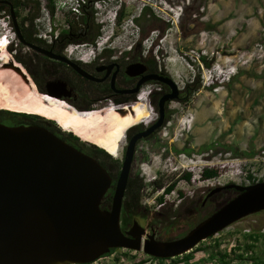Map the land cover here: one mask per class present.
Wrapping results in <instances>:
<instances>
[{
    "label": "rangeland",
    "instance_id": "1",
    "mask_svg": "<svg viewBox=\"0 0 264 264\" xmlns=\"http://www.w3.org/2000/svg\"><path fill=\"white\" fill-rule=\"evenodd\" d=\"M33 1L41 4L40 16L35 21L38 36L50 30L60 34L69 28L66 19L76 7L75 0H55L54 16L48 11L49 0ZM121 4L128 17L118 25L115 14ZM145 5H150L162 21L146 22L142 39V29L133 18L139 17ZM95 8L96 23L102 26L99 40L118 36V42L124 46L139 45L143 54L153 57L179 89L191 86L183 101L170 105L169 119L157 137L138 144L131 170L133 176L144 177L147 184L156 178L165 184L178 181L170 194L163 190L153 192L148 185L141 196V205L147 211L135 218L143 227H159L161 236L177 238L200 220L195 210L202 202L199 199L209 190L228 184L252 185L249 176L256 183L264 182V0H109ZM29 11L30 8H21L20 19ZM9 20H0V37L7 35L12 42L9 47L18 50ZM168 21L171 28L159 38L155 26L162 27V22ZM9 47L0 52V63L14 61L20 65ZM21 52L24 56L25 51ZM150 90L148 87L143 92ZM43 95L13 70L0 68V109L43 116V120L53 122L63 133L72 132L81 143L96 145L106 152L105 145H120L112 157L122 164L127 131L140 122L124 127L126 120L134 121L131 116L125 120L118 114L107 117V113L99 121L78 122L71 120V111H86L61 100L57 109L45 102ZM112 108L116 106L99 104L89 112ZM149 108L155 115V107ZM57 119H62L61 123ZM174 148L194 153L179 155ZM252 152L255 157L245 156ZM204 169L216 170L218 176L204 180ZM185 173L192 174L189 183L181 180ZM160 196L164 197L162 204L157 201ZM171 226L174 228L164 234ZM250 236L264 237V212L202 242L192 251L189 264H221L225 254L228 264H262L264 240L255 241ZM145 259L144 253L120 250L94 264H133Z\"/></svg>",
    "mask_w": 264,
    "mask_h": 264
},
{
    "label": "water",
    "instance_id": "2",
    "mask_svg": "<svg viewBox=\"0 0 264 264\" xmlns=\"http://www.w3.org/2000/svg\"><path fill=\"white\" fill-rule=\"evenodd\" d=\"M11 18L20 43L69 65L68 59L26 43L12 5ZM0 68L13 70L30 83L14 61ZM160 81L172 93L161 100L157 122L129 141L110 210H103L101 204L113 179L96 159L45 127L0 123V264H93L115 249L174 259L241 220L264 212V182L228 184L214 189L210 196L233 190L237 193L234 198L183 238L158 242L155 234L149 235L136 220L129 231H122L123 200L137 145L165 125L164 105L179 96L180 89L172 78ZM66 91L64 82H56L45 95L57 98ZM118 111L126 115V111Z\"/></svg>",
    "mask_w": 264,
    "mask_h": 264
},
{
    "label": "flooded vegetation",
    "instance_id": "3",
    "mask_svg": "<svg viewBox=\"0 0 264 264\" xmlns=\"http://www.w3.org/2000/svg\"><path fill=\"white\" fill-rule=\"evenodd\" d=\"M0 6H5L3 14L0 15V20L8 18L6 12L8 10L11 14V4H6V2L0 1ZM18 20L20 30L22 29L26 31V26L22 25V19L17 18V21ZM10 22L13 23L12 18L9 20V23ZM99 38L100 37H97V39L90 43H82L73 42L71 40H63L58 34L56 38L52 37L46 40L40 38L38 35H35L32 38V41H26L28 44L68 59L70 63H73L77 67V69L70 63L68 65L59 59L46 56L34 49L28 48L19 41L17 42L18 50H15L16 56L14 59L18 61L22 69L25 70L27 76L29 77V85L33 89L42 92L44 94L43 99L45 102L51 106H56L57 109H60L57 105V102L60 100L70 104L75 109L82 111L86 110L91 102L94 103L93 107L99 104H113L118 107L112 109L128 110L129 113L133 112L134 107L137 105L138 108L139 105H146L149 113L147 118L145 120L140 118L139 120H141V122L134 125L135 128H133L128 136L126 135L127 145L123 149L122 158L124 160L129 141L134 136L153 126L159 119L160 102L165 96L172 93L171 88L167 84L161 82L160 78L170 76L166 71H164L162 66L154 60L153 57L150 55H144L139 45L136 48L126 45L124 46L118 42V36H110L106 40H99ZM83 45H89V47L92 46L93 48H86L84 50L79 48V50H76L77 47ZM22 50L25 51L24 56L21 52ZM12 53L14 54V52ZM56 82H64L67 85L66 95H62L57 98H51L45 95L48 93L49 86ZM148 87H150L151 90L146 98L147 100L144 97H141L139 100L141 92ZM136 90H138V92H136ZM186 93V89H180L178 99L175 101H183ZM173 102L174 101H167L164 105L166 122L170 116V105ZM148 103L155 107V115H153ZM130 105L131 107H128ZM0 111L5 110L0 109ZM73 111L79 113L75 110ZM99 113L106 114V111ZM41 117L43 116H39L32 112L11 111L9 114L0 113V123H5L11 127L25 125L48 128L49 121L43 120ZM161 129L155 131L151 137L142 141L154 140ZM142 141H139V143ZM69 144L77 149L83 148V143L78 142L70 136ZM213 190L214 189L209 190L205 196L199 199V201H202L200 204L197 203L198 206L195 211L197 215L200 216V220L196 224L188 227L179 237L171 239L161 236L163 234L160 232V228L151 226L150 224H147L144 228H147V233L149 235L155 234V240L158 242H171L183 238L190 230H192V227L201 223L203 221L202 219L205 217H209L208 215L210 214L211 207L208 206V204L211 203L214 195L233 192V190H224L210 196V193ZM131 226L127 231L130 230ZM171 228L174 227H168V229H166L163 233L168 234V231ZM120 250L131 252L124 249H115L111 251L109 256L118 253ZM137 253L139 254L143 252ZM145 257L146 259L144 261L133 264H153L157 262L159 264H165L164 261L162 262L163 259H156L146 254Z\"/></svg>",
    "mask_w": 264,
    "mask_h": 264
},
{
    "label": "trees",
    "instance_id": "4",
    "mask_svg": "<svg viewBox=\"0 0 264 264\" xmlns=\"http://www.w3.org/2000/svg\"><path fill=\"white\" fill-rule=\"evenodd\" d=\"M0 1L10 3L14 7L15 14L18 19H20L19 10L21 8L22 9L30 8L29 14L22 18V25L26 26V31L21 29V33L25 41H32V38L35 35H38L35 21L40 16V11H41L40 2L33 1V0H0ZM107 1L109 0H75L74 5L76 7L70 11V16L66 19V23L68 24L69 28L67 30H62L60 32L59 36L61 37V39L66 40V41L71 40L73 42L90 43V42H93L95 39H97V37H100L102 26L96 23V20H97L96 17H97L98 11L96 10L95 6L101 3L105 4ZM4 9H5V6H0V15L3 14ZM55 10H56V1L49 0L48 11L51 16H54ZM6 14L11 20V16H10L11 14L8 10ZM127 17L128 15L126 13L124 4H121L115 14V19H116L117 24L121 25L122 22ZM158 19L159 18H157L156 14L154 13L153 8L150 5L143 6L139 17L133 18V21L136 23V25L142 29V39L144 38L143 30H144V26L146 22L155 23L157 21L159 22L162 21ZM9 24L11 26V29L14 30L13 23L10 22ZM162 24H163L162 27L155 26V30L157 29L159 32V38H161L164 35V33L171 28L170 21L162 22ZM188 35L189 34H187L186 36ZM9 50L11 52H14V57H15L16 51L13 50L12 47H9ZM193 86L195 87L197 86V84H193ZM190 87L191 86L189 85L187 89V92L189 91V93H190ZM198 89H199V86H198ZM93 105L94 103L91 102L89 104V107L84 111L86 112L91 111V109L93 108ZM137 108H138V105L134 107L133 111L136 110ZM0 113L9 114L10 112L0 111ZM139 122H141V120H138L136 123H139ZM137 126H140V125H137ZM133 128H135V126L130 128L127 131V136L131 133ZM47 129L51 131L52 133H54L55 135H57L62 140H64L65 142H67L68 144H69V136L77 140L78 142H80L79 139L76 136H74L72 133H63L61 130H59L56 127V125L53 122H49V127ZM79 150L93 157L94 159H96L111 175L113 179L112 186L101 204V208L103 210H110L112 207L113 196L115 193V188H116V184L119 178L122 164L118 160H114L112 155H110L104 149L96 145H93V144L88 145V144L83 143V148ZM173 150L176 154H179V155L183 154L187 156H192V154L194 153V151L188 150L186 148L184 149L174 148ZM229 151L232 154H234L233 149L230 148ZM245 156H247L248 158H253L256 156V154L252 152L250 154H245ZM217 176H218V172L212 169H204L201 174V178H203L204 180L213 179V178H216ZM191 179H192V174L190 173H185L181 177V180H184L187 183H189ZM249 181H251V184L256 183V180H254L251 176H249ZM177 182L178 181H174L171 184H165L164 182H161L160 179L156 178L153 182L147 184L144 180V177L140 176V174H137L135 176L130 174V179H129L128 186L125 192L123 206H122V214H121L122 231L125 232L128 230V228L131 226L135 218L138 217L141 211H147V208L141 205V196H142V192L148 185L152 187L153 192H156L158 190H163L164 194H170L171 192L174 191ZM236 194L237 193L233 191V192H227V193H221V194L214 195L213 200L211 201L210 204H208V206L211 207V211L208 216L212 215L222 205H224L225 203L233 199ZM180 196H183V194L180 193ZM157 201L158 203L162 204L164 201V197L163 196L158 197ZM193 228L194 227H192V229ZM250 238L255 241H259L260 239L264 240L263 236H259V237L250 236ZM191 253L193 252H190L189 254H185L184 256H182V260H179V258L169 259V260L172 261L174 264H178L181 262L184 264H189L190 261L193 259V256ZM109 255H106V256H109ZM222 257H223L222 258L223 260L221 264H228L227 262H225V259L228 256L225 254ZM163 261L165 262V260H162V262ZM254 264H260V263L254 262Z\"/></svg>",
    "mask_w": 264,
    "mask_h": 264
},
{
    "label": "bare ground",
    "instance_id": "5",
    "mask_svg": "<svg viewBox=\"0 0 264 264\" xmlns=\"http://www.w3.org/2000/svg\"><path fill=\"white\" fill-rule=\"evenodd\" d=\"M6 37L4 38L3 37H0V52L3 51V50H6L10 45H11V41L10 39L8 38L7 35H5ZM6 64V62H2V64L0 63V66ZM15 108V107H14ZM120 110H123V109H120ZM126 111V115L125 116H122L120 115L118 112V110H115V109H108L106 111L107 113V117L111 114V115H115V114H118L120 116V118H128L129 116L132 117V119L134 121H130V120H126V123L125 124H122L124 127H127V126H130V125H133L137 120H139L140 118H143V117H147L148 116V109L146 107V105H139V108L137 110H134L133 112L129 113L128 110H124ZM105 113H99V112H90V113H86V114H82V113H76L74 111H71V114H70V118L71 120H76L78 122H87V121H99L101 120V117L104 116ZM135 115V116H134ZM117 116V115H115ZM134 116V117H133ZM57 118V117H56ZM55 118V119H56ZM130 118V117H129ZM54 119V118H52ZM62 119H57L56 121H58L59 123H61ZM144 120V119H143ZM67 125V124H66ZM105 148L106 150L111 154V155H116V152L118 151V147L116 145H111V144H107L105 145Z\"/></svg>",
    "mask_w": 264,
    "mask_h": 264
},
{
    "label": "built area",
    "instance_id": "6",
    "mask_svg": "<svg viewBox=\"0 0 264 264\" xmlns=\"http://www.w3.org/2000/svg\"><path fill=\"white\" fill-rule=\"evenodd\" d=\"M58 36V34H53V31L52 30H50L49 31V33H47V34H45L44 36H39L40 38H42V39H50V38H52V37H54V38H56ZM149 95V92H141V94L139 95V100H140V98L141 97H144L145 99L147 98V96ZM147 100V99H146ZM148 106L150 107V104L148 103ZM118 106H116V108H117ZM82 114H86V113H89V112H81ZM180 196V195H179ZM178 196V197H179ZM134 253H137V252H134ZM184 256V255H183ZM106 258H108V256L107 257H104V258H101V259H99V260H102V259H106ZM177 258H179V260H182V256H180V257H177ZM175 259V258H174ZM98 260V261H99ZM167 262H171V263H173L172 261H170L169 259L168 260H165V264L167 263ZM95 263H97V261L95 262ZM94 264V263H93ZM155 264H159L158 262L157 263H155ZM178 264H184V263H178Z\"/></svg>",
    "mask_w": 264,
    "mask_h": 264
},
{
    "label": "clouds",
    "instance_id": "7",
    "mask_svg": "<svg viewBox=\"0 0 264 264\" xmlns=\"http://www.w3.org/2000/svg\"><path fill=\"white\" fill-rule=\"evenodd\" d=\"M79 48H80L81 50H84V49H86V48H90V49H92L93 47H92V46L89 47V45H83V46H79V47H77L76 50H79Z\"/></svg>",
    "mask_w": 264,
    "mask_h": 264
}]
</instances>
